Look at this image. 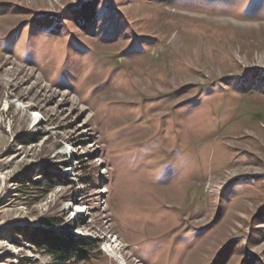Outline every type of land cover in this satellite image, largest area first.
<instances>
[{
  "label": "rangeland",
  "instance_id": "374dc122",
  "mask_svg": "<svg viewBox=\"0 0 264 264\" xmlns=\"http://www.w3.org/2000/svg\"><path fill=\"white\" fill-rule=\"evenodd\" d=\"M0 264H264V0H0Z\"/></svg>",
  "mask_w": 264,
  "mask_h": 264
},
{
  "label": "trees",
  "instance_id": "16d2710c",
  "mask_svg": "<svg viewBox=\"0 0 264 264\" xmlns=\"http://www.w3.org/2000/svg\"><path fill=\"white\" fill-rule=\"evenodd\" d=\"M35 237L36 234L34 235ZM77 246L68 248L67 250H61L58 248V246H55V244L47 242V246L49 249L52 248V250H49L48 252L58 261L61 263L68 260L70 257L77 258L79 260H84L87 258V248L91 246L88 239L86 237H77ZM55 247V248H54ZM88 252V251H87Z\"/></svg>",
  "mask_w": 264,
  "mask_h": 264
},
{
  "label": "bare ground",
  "instance_id": "6f19581e",
  "mask_svg": "<svg viewBox=\"0 0 264 264\" xmlns=\"http://www.w3.org/2000/svg\"><path fill=\"white\" fill-rule=\"evenodd\" d=\"M34 115H37V116H38L37 113H35ZM31 126L33 127V126H35V125H31ZM31 126H30V127H31ZM77 207H78V208H76V209H79V210L82 211V212H84V211L86 210V209L84 208V206H79V205H78ZM114 244H115V246H117V247L120 246V244L117 245V239L114 241ZM110 247H111V246H110Z\"/></svg>",
  "mask_w": 264,
  "mask_h": 264
}]
</instances>
